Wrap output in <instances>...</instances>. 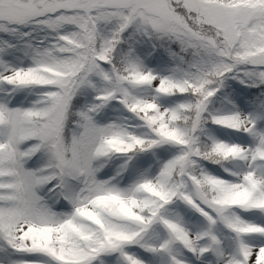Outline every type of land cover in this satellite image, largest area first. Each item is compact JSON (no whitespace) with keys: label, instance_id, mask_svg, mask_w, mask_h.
I'll return each mask as SVG.
<instances>
[{"label":"snow or ice","instance_id":"snow-or-ice-1","mask_svg":"<svg viewBox=\"0 0 264 264\" xmlns=\"http://www.w3.org/2000/svg\"><path fill=\"white\" fill-rule=\"evenodd\" d=\"M0 264H264V0H0Z\"/></svg>","mask_w":264,"mask_h":264}]
</instances>
